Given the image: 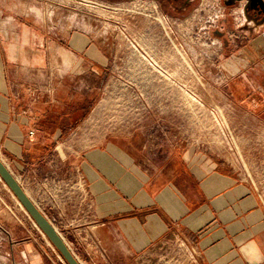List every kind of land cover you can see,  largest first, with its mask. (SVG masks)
Segmentation results:
<instances>
[{"label": "crops", "instance_id": "1", "mask_svg": "<svg viewBox=\"0 0 264 264\" xmlns=\"http://www.w3.org/2000/svg\"><path fill=\"white\" fill-rule=\"evenodd\" d=\"M251 24L242 33L249 41L229 54L248 61L228 86L243 84L232 96L264 121V19ZM89 34L84 26L64 33L55 56L61 78H46L42 95V82L14 73L19 63L29 70L23 49L38 47L27 49L0 16V157L32 201L82 264H264V202L249 181L182 154L190 149L179 143L153 159L144 144L91 142L81 124L102 101L106 69L89 53ZM5 218L0 204V264H58L36 226L23 237Z\"/></svg>", "mask_w": 264, "mask_h": 264}, {"label": "rangeland", "instance_id": "2", "mask_svg": "<svg viewBox=\"0 0 264 264\" xmlns=\"http://www.w3.org/2000/svg\"><path fill=\"white\" fill-rule=\"evenodd\" d=\"M248 3L254 2L234 0L227 6L223 0H194L172 6L161 0H0V16L6 18L8 32L25 38L27 49L38 47L36 54L23 49L26 55L19 61L29 70L19 63L14 73L28 84L42 82L36 88L42 95L46 78H61L55 56L64 33L84 26L93 37L94 53H89L106 70L101 74L102 101L81 124L93 133L91 142L144 144L153 159L182 144L190 149L182 154L210 159L249 181L264 202V121L255 119L252 106L232 96L245 90L243 84L228 86L239 77V61L246 59L229 54L249 41L242 34L253 25L245 13ZM36 31L42 44L29 41ZM46 38L53 41L49 46ZM0 204L5 223L15 224L20 236L30 235L34 220L3 180ZM40 230L38 237L57 263L67 264Z\"/></svg>", "mask_w": 264, "mask_h": 264}, {"label": "water", "instance_id": "3", "mask_svg": "<svg viewBox=\"0 0 264 264\" xmlns=\"http://www.w3.org/2000/svg\"><path fill=\"white\" fill-rule=\"evenodd\" d=\"M264 11V0H255ZM0 177L13 192L21 205L47 236L49 241L59 251L67 264H82L71 247L66 243L62 235L56 229L55 225L49 220L44 212L32 201L29 195L22 187L19 180L9 169L5 161L0 157Z\"/></svg>", "mask_w": 264, "mask_h": 264}, {"label": "flooded vegetation", "instance_id": "4", "mask_svg": "<svg viewBox=\"0 0 264 264\" xmlns=\"http://www.w3.org/2000/svg\"><path fill=\"white\" fill-rule=\"evenodd\" d=\"M237 1H242V0H237ZM249 2H254V3H248L245 8V13L250 17V19L255 20L257 22H260L261 20L264 19V11L260 7L259 3L255 0H246ZM169 3L172 6H182L184 4H192L194 0H161V3ZM225 5L231 6L234 2V0H223Z\"/></svg>", "mask_w": 264, "mask_h": 264}, {"label": "built area", "instance_id": "5", "mask_svg": "<svg viewBox=\"0 0 264 264\" xmlns=\"http://www.w3.org/2000/svg\"><path fill=\"white\" fill-rule=\"evenodd\" d=\"M162 18H163V20H165L166 22H168V19H167V17H165L164 15L162 16ZM34 133V131L33 130H31L30 131V134H33ZM0 180H2L1 179V177H0ZM34 224H35V226L40 230V228L38 227V225L34 222ZM40 232H42L41 230H40ZM42 234L45 236V234L42 232ZM50 245H51V247H52V249L53 250H55V247L53 246V244L50 242L49 243ZM57 255H58V257L60 258V260L62 261V262H64V260L61 258V256L57 253ZM65 263V262H64Z\"/></svg>", "mask_w": 264, "mask_h": 264}, {"label": "bare ground", "instance_id": "6", "mask_svg": "<svg viewBox=\"0 0 264 264\" xmlns=\"http://www.w3.org/2000/svg\"><path fill=\"white\" fill-rule=\"evenodd\" d=\"M49 242V241H48ZM50 243V242H49Z\"/></svg>", "mask_w": 264, "mask_h": 264}]
</instances>
